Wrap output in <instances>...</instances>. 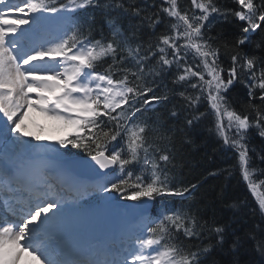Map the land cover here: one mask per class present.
I'll return each instance as SVG.
<instances>
[{
    "label": "snow or ice",
    "instance_id": "1",
    "mask_svg": "<svg viewBox=\"0 0 264 264\" xmlns=\"http://www.w3.org/2000/svg\"><path fill=\"white\" fill-rule=\"evenodd\" d=\"M190 2L191 9H181L178 0H161L157 9L155 0H0V264H218L209 261L214 252L240 264L237 253L246 242L264 255V220L237 235L214 219L165 206L166 198L183 199L196 187L176 185L170 174L175 157L164 146L170 138L145 115L153 103L169 101L167 91L157 93L158 80L170 75L173 91L182 89L177 95L194 111L187 124L213 115L216 133L235 149L264 217V194L257 192L264 180L254 179L264 169L252 167L250 156L264 163V148L257 152L249 140L250 130L264 138V0H234L237 7L224 10L216 0ZM89 7L105 14L108 35L97 39L93 18L77 16ZM213 14L239 22L225 45L227 69L208 34ZM125 20L136 23L125 26ZM145 24L153 32L164 25V31L146 46H133ZM247 46L257 54L241 52ZM237 82L246 89L241 110L227 98ZM202 101L206 112H199ZM33 109L59 122L66 134L54 144L33 143L52 140L28 130ZM69 146L86 158L60 151ZM79 168L98 178L102 192L138 202L122 206L138 222L118 233L70 225L90 194ZM157 198L161 207L153 217L147 209ZM181 234H207L209 243L186 246Z\"/></svg>",
    "mask_w": 264,
    "mask_h": 264
},
{
    "label": "trees",
    "instance_id": "2",
    "mask_svg": "<svg viewBox=\"0 0 264 264\" xmlns=\"http://www.w3.org/2000/svg\"><path fill=\"white\" fill-rule=\"evenodd\" d=\"M152 2L153 0H149V3ZM216 2L222 10L237 7L234 0H216ZM178 3L181 9H191L190 0H178ZM155 4L158 9L161 0H155ZM154 10L150 9V11ZM77 16L82 20L93 18V35L97 39L100 38L101 33L109 34L105 14L99 9L93 7L82 9L78 11ZM165 19L166 22L170 20L166 15ZM129 23L135 24L136 21H124L125 26ZM208 24L211 27L208 34L215 38L214 46H220L221 62L227 69L228 56L224 54L226 52L225 45L230 46L233 42L239 22L232 16L224 19L222 16L213 14ZM163 31L164 25H160L153 32L145 24L136 33L139 39L132 42L133 46L141 41L146 46L147 43L154 42L156 36ZM254 39H258V37H254ZM241 52L257 54L253 52L252 46L242 48ZM171 79L172 77L169 75L158 80L161 87L157 94L160 95L167 91L170 97L169 101L160 104L153 103L152 110L145 115L158 120L162 132L170 138V141L164 142V146L170 148L175 157L173 160L175 167L172 168L170 174L176 185L184 187L196 185V187L194 190L190 189L192 192L188 197L175 201L165 199V204L169 208L191 210L201 221L214 219L216 222L226 225L230 232L234 231L237 235H242L264 220V217L258 210L256 196L249 190L247 182L244 181L240 172L237 153L235 149L224 145L222 139L217 135L214 117L210 112L201 119L194 120L191 125L187 124V120L192 118L194 111L177 95L182 89L177 87L173 91ZM227 98L233 107L241 110L247 101L244 84L237 82L231 86L227 92ZM173 106H175L174 109ZM198 109L199 112H206L208 105L202 101L198 105ZM173 110L176 112L175 116L171 114ZM249 140L250 147H255L257 152L264 148V138L259 137L255 131L250 130ZM70 149L78 155H86L82 149L71 148V146ZM250 156L253 161L252 167L256 168L258 172L260 169H264V163H261L255 154L250 153ZM254 179L264 180V175L256 174ZM260 190L264 194V187ZM234 202L241 203L242 207H231ZM187 240L192 243L184 241L180 235V241L186 246L202 245V242L203 244L209 243L207 234L200 239ZM237 255L240 264H264V255L256 251L253 242H246ZM211 260H216L218 264H228L231 257L228 255L219 256L214 252L209 257V261Z\"/></svg>",
    "mask_w": 264,
    "mask_h": 264
},
{
    "label": "bare ground",
    "instance_id": "3",
    "mask_svg": "<svg viewBox=\"0 0 264 264\" xmlns=\"http://www.w3.org/2000/svg\"><path fill=\"white\" fill-rule=\"evenodd\" d=\"M55 132L56 134H60L62 131L55 130ZM60 151L66 153L61 149ZM78 156L82 157L83 155ZM92 190L90 192H92ZM108 196L113 198L111 193H109ZM115 208L116 205L112 203L111 199L104 198L99 204L93 203L92 205L80 208L79 215L70 219L69 224L85 228L86 231L102 232L103 230L105 233H114V228H117L119 231L126 226H130L131 224H128V221H126L128 217H126L124 213H117ZM124 220L127 224H123Z\"/></svg>",
    "mask_w": 264,
    "mask_h": 264
},
{
    "label": "rangeland",
    "instance_id": "4",
    "mask_svg": "<svg viewBox=\"0 0 264 264\" xmlns=\"http://www.w3.org/2000/svg\"><path fill=\"white\" fill-rule=\"evenodd\" d=\"M26 123L28 124V130L29 131H32L41 137H51L52 138V140H50V141L45 140V141H41V142H37V141L33 140L32 141L33 143H45V144L52 143V144H54L56 140L63 137L67 132V129H65L59 125V122L53 120L50 116L45 115V114H43V113H41L35 109L29 111L28 117L26 118ZM55 130H61L62 132L60 134H56ZM12 135H14V134H12ZM25 139H31V138H25ZM92 189H91L92 192H90V194L93 196H96L98 189L97 188L96 189L92 188ZM108 195H109V193L101 191L99 196L96 199V202H98L96 204L101 203L104 200V198H109ZM98 198H101V200H99ZM111 201L113 204L116 205V208H115L116 212L120 213V214L124 213V209L122 206H124V205H135L132 202H121V201L115 202L113 198H111ZM81 208H83V207H81ZM126 221H128V224H129V222H132L129 218H127ZM125 224H127V223H125ZM102 233H105V232L102 230Z\"/></svg>",
    "mask_w": 264,
    "mask_h": 264
},
{
    "label": "water",
    "instance_id": "5",
    "mask_svg": "<svg viewBox=\"0 0 264 264\" xmlns=\"http://www.w3.org/2000/svg\"><path fill=\"white\" fill-rule=\"evenodd\" d=\"M85 158H86V157H80V158H78L77 160H83V159H85ZM101 171H107V170H101ZM77 172L80 173V174H82V175H85V176L95 177V176L91 175V174L89 173V171H88L87 169H85V168H79V169H77ZM149 205H151L150 202H149ZM148 209H149V206H148Z\"/></svg>",
    "mask_w": 264,
    "mask_h": 264
}]
</instances>
